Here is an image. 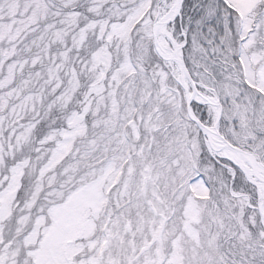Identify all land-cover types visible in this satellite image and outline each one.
Instances as JSON below:
<instances>
[{
	"label": "snow or ice",
	"instance_id": "obj_1",
	"mask_svg": "<svg viewBox=\"0 0 264 264\" xmlns=\"http://www.w3.org/2000/svg\"><path fill=\"white\" fill-rule=\"evenodd\" d=\"M0 264H264V0H0Z\"/></svg>",
	"mask_w": 264,
	"mask_h": 264
}]
</instances>
